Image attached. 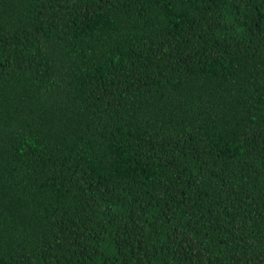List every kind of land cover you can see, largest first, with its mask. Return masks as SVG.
<instances>
[{
	"label": "trees",
	"instance_id": "obj_1",
	"mask_svg": "<svg viewBox=\"0 0 264 264\" xmlns=\"http://www.w3.org/2000/svg\"><path fill=\"white\" fill-rule=\"evenodd\" d=\"M0 264H264V0H0Z\"/></svg>",
	"mask_w": 264,
	"mask_h": 264
}]
</instances>
